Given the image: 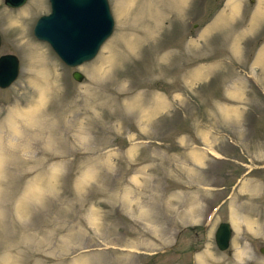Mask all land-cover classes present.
<instances>
[{
    "label": "rangeland",
    "instance_id": "obj_1",
    "mask_svg": "<svg viewBox=\"0 0 264 264\" xmlns=\"http://www.w3.org/2000/svg\"><path fill=\"white\" fill-rule=\"evenodd\" d=\"M109 4L67 66L32 32L48 0H0V264L264 263V0Z\"/></svg>",
    "mask_w": 264,
    "mask_h": 264
},
{
    "label": "water",
    "instance_id": "obj_2",
    "mask_svg": "<svg viewBox=\"0 0 264 264\" xmlns=\"http://www.w3.org/2000/svg\"><path fill=\"white\" fill-rule=\"evenodd\" d=\"M26 1L4 0V3L10 7H18ZM49 3L50 11L39 15L34 22V36L48 42L67 66H77L94 58L114 30L115 19L109 0H49ZM1 43L0 32V46ZM19 72L20 60L15 53L0 54V88L12 84ZM72 76L82 80L84 74L74 69ZM231 235L229 221H220L214 232L217 247L226 249ZM260 250L264 253V246Z\"/></svg>",
    "mask_w": 264,
    "mask_h": 264
},
{
    "label": "bare ground",
    "instance_id": "obj_3",
    "mask_svg": "<svg viewBox=\"0 0 264 264\" xmlns=\"http://www.w3.org/2000/svg\"><path fill=\"white\" fill-rule=\"evenodd\" d=\"M81 25H83V24H81ZM23 209H24V207H23ZM24 212V211H23ZM23 212H20V213H23Z\"/></svg>",
    "mask_w": 264,
    "mask_h": 264
}]
</instances>
